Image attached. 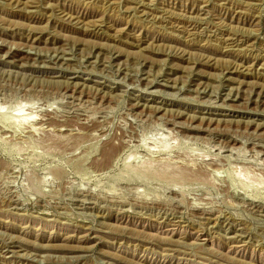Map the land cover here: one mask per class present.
<instances>
[{
  "label": "rangeland",
  "instance_id": "1",
  "mask_svg": "<svg viewBox=\"0 0 264 264\" xmlns=\"http://www.w3.org/2000/svg\"><path fill=\"white\" fill-rule=\"evenodd\" d=\"M0 264H264V0H0Z\"/></svg>",
  "mask_w": 264,
  "mask_h": 264
}]
</instances>
